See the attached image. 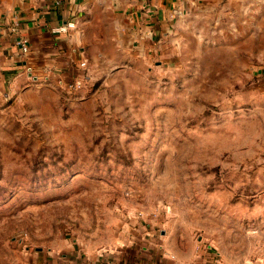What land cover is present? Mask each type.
I'll list each match as a JSON object with an SVG mask.
<instances>
[{"label": "rangeland", "instance_id": "374dc122", "mask_svg": "<svg viewBox=\"0 0 264 264\" xmlns=\"http://www.w3.org/2000/svg\"><path fill=\"white\" fill-rule=\"evenodd\" d=\"M101 18L84 88L0 94V264H264V0L188 7L150 55L95 46Z\"/></svg>", "mask_w": 264, "mask_h": 264}, {"label": "crops", "instance_id": "0c3cea01", "mask_svg": "<svg viewBox=\"0 0 264 264\" xmlns=\"http://www.w3.org/2000/svg\"><path fill=\"white\" fill-rule=\"evenodd\" d=\"M206 1L215 0H0V94L16 95L43 80L60 84L81 74L79 63L87 62L81 46L89 40L87 23L96 14L102 15L99 31L105 27L108 34L95 36V46L124 47L125 35L150 55L169 40L186 8ZM66 23L74 27L57 33ZM19 40L26 42V53ZM139 230L143 239L153 236L146 228ZM99 256L100 264H149L148 259H130L126 250ZM220 258L218 252L190 245L165 250L159 264H221Z\"/></svg>", "mask_w": 264, "mask_h": 264}, {"label": "built area", "instance_id": "2783aa9c", "mask_svg": "<svg viewBox=\"0 0 264 264\" xmlns=\"http://www.w3.org/2000/svg\"><path fill=\"white\" fill-rule=\"evenodd\" d=\"M74 25L72 23H66L64 26H61L57 29V33H66L69 29L73 28ZM17 45L21 48V51L26 53L28 48L27 44L23 40L17 41ZM86 63L85 61H82L79 63V70H81V74L77 75L72 81H65L61 82L60 85L61 87L66 90L67 92H72V91H77L85 86V82L89 78L88 75L86 74ZM100 255H104L105 253H99ZM218 259V257H216Z\"/></svg>", "mask_w": 264, "mask_h": 264}]
</instances>
